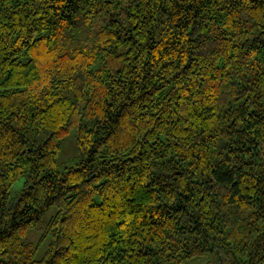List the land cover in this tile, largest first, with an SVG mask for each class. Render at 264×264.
I'll use <instances>...</instances> for the list:
<instances>
[{"label":"trees","instance_id":"trees-1","mask_svg":"<svg viewBox=\"0 0 264 264\" xmlns=\"http://www.w3.org/2000/svg\"><path fill=\"white\" fill-rule=\"evenodd\" d=\"M209 252L264 264V0H0V264Z\"/></svg>","mask_w":264,"mask_h":264},{"label":"rangeland","instance_id":"rangeland-1","mask_svg":"<svg viewBox=\"0 0 264 264\" xmlns=\"http://www.w3.org/2000/svg\"><path fill=\"white\" fill-rule=\"evenodd\" d=\"M59 149L56 155V163L58 170H64L67 167H73L77 165L83 159V153L78 147L76 141V134L74 131H70L58 142ZM25 179L22 177L14 182L9 190L11 196H14L22 189ZM56 212V208L51 206L44 213L43 218L48 220ZM21 240L24 243L38 244L37 251L35 253V259H40L51 241V237H45L41 240V233L29 229L21 236ZM186 264H218V258L216 253L209 252L200 258L192 259L187 261Z\"/></svg>","mask_w":264,"mask_h":264}]
</instances>
